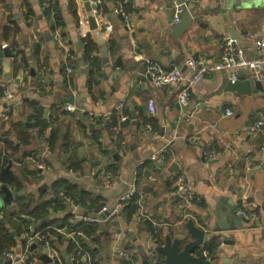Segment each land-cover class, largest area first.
<instances>
[{
  "label": "crops",
  "instance_id": "1",
  "mask_svg": "<svg viewBox=\"0 0 264 264\" xmlns=\"http://www.w3.org/2000/svg\"><path fill=\"white\" fill-rule=\"evenodd\" d=\"M88 1L95 6L91 11L84 0H0V89L13 95L9 101L0 97V165L12 170L19 185L0 184L1 200V187L13 195L8 205H0L1 216L16 220L21 200L31 209L51 203L41 224L54 232L42 238L40 221L27 217L31 225L15 237L11 264H25L29 255L33 264H126L117 254L125 249L135 254L130 264H147V252L167 241H192L186 230L190 221L205 231L202 251L210 254L207 240L217 242L211 264H264V126L244 131L264 122V77L263 90L253 92L251 81L248 94L230 89L224 72H206L186 88L189 103L181 107L177 96L183 86L156 89L145 73L147 61L166 57L180 58L186 74L192 60L213 65L228 38L245 56L255 57V43L264 37V0H126L127 20L115 11L118 0ZM186 10L191 24L177 33ZM91 59L99 62L92 72ZM119 103H124L121 111ZM225 109L233 115L226 116ZM113 116L116 126L109 128ZM17 125L25 127L23 133ZM210 150L218 152L213 159L206 154ZM111 169L117 182L110 187L105 178ZM178 177L193 195L188 203L171 194ZM129 189L137 196L130 220L121 200ZM54 190L74 196L78 190L90 198H67L63 209H54ZM116 205L114 215L101 212ZM232 205L257 219L234 231H215L214 213ZM65 220L93 223L95 235L82 237ZM76 236L91 253L86 260L69 251ZM41 240L38 249L35 242Z\"/></svg>",
  "mask_w": 264,
  "mask_h": 264
},
{
  "label": "built area",
  "instance_id": "2",
  "mask_svg": "<svg viewBox=\"0 0 264 264\" xmlns=\"http://www.w3.org/2000/svg\"><path fill=\"white\" fill-rule=\"evenodd\" d=\"M126 0H118L117 7L115 9L116 13L122 16L124 19H128V14L124 11V4ZM175 21H179V17L175 18ZM107 32H111V26L106 27ZM233 39L228 38L225 41V52L222 54L220 59L215 62L213 65H206L205 61L202 59L192 60L187 63L186 67L188 70V74L184 72L182 68H174L171 71H166L158 62L156 61H147L145 66V73L148 76L152 86L156 89H160L168 86H183V89L178 93V103L181 107H186L189 103L187 89L188 87H192L198 84L204 74L206 72H224L227 76L229 82L234 83L237 81L239 77H242L243 73H246V78H254L255 80L260 79L261 76L264 77V37L256 41L255 46L257 50V55L255 57L245 56L241 49H238L233 46ZM5 45H2L4 48ZM72 58V57H70ZM71 70L68 69V72ZM245 77V76H243ZM13 95L9 92H4L3 99L9 101L12 100ZM124 108V103H119L116 106V110L121 111ZM67 110H71V107L68 106ZM148 110L153 113L154 112V101H148ZM224 114L226 116H232L233 112L230 109H225ZM122 120L125 117H121ZM264 126V122L262 120H257L253 123L245 126L244 131L248 134L259 131ZM262 153H264V148L262 149ZM209 159H213L218 155V152L215 150H210L207 153ZM246 160L248 158L246 157ZM40 167H45L44 164L40 165ZM105 182L108 186L116 185V179L107 174L105 178ZM171 194L173 196H180L184 202L192 201L193 195L185 191V185L182 177H178L172 183ZM134 196V189H129L122 197V201H126L129 198ZM109 215H114L119 211V205L114 207H110ZM109 208L103 206L101 208V212L108 211ZM237 214L245 219H249L252 222H255L257 216L254 213L246 214L242 210H238ZM89 222H93L94 218H87ZM221 245H223L221 243ZM204 259L209 261L210 263L213 260V257L207 253L206 251L201 252ZM117 254L119 258L127 263H132L133 256H135L134 252L131 250H118ZM158 253L156 251L150 250L147 252V258L150 264H159L158 261ZM7 259L13 261L14 257L12 253H7L5 256ZM83 259H88L87 253H84L82 256Z\"/></svg>",
  "mask_w": 264,
  "mask_h": 264
},
{
  "label": "trees",
  "instance_id": "3",
  "mask_svg": "<svg viewBox=\"0 0 264 264\" xmlns=\"http://www.w3.org/2000/svg\"><path fill=\"white\" fill-rule=\"evenodd\" d=\"M11 28L6 27L4 32L5 34L10 31ZM90 51V45L86 46L85 52ZM2 52V49L0 47V54ZM96 64H99V62L96 59H91V72L93 68L95 67ZM3 96V90L0 89V97ZM33 110L35 111L36 114L40 113V109L38 106L34 103L31 104ZM36 117V115H35ZM111 123H109V128L114 127L116 125V117L113 116L111 118ZM23 130H25V127H22V125H17ZM55 140V135H51V138L49 140V143L52 144ZM24 142V141H23ZM71 167V166H70ZM77 166H75V169ZM115 170L111 169L109 172V175L113 178H115ZM116 179V178H115ZM0 184L6 185V186H19L18 185V179L16 178L15 174L12 172V170L7 169L5 167V163L0 165ZM71 188V187H70ZM74 189V188H71ZM54 190V193L56 194V199L54 200V209H63L65 200L67 198L73 199L74 201H78V199L82 202L85 201L86 198H90V195L88 193H84L82 191L74 190L76 193V196L72 194V192L68 191H63V190ZM72 191V190H71ZM59 194V195H58ZM126 205L122 209V214L128 219H132L133 216L135 215L136 209H137V196H133L129 198L128 200L125 201ZM30 202H23L21 200V203H18L19 209H18V214H16V220H13L11 218L5 219L4 216H1L2 214V208L0 207V259H7L5 256L7 253H10L11 248L16 244L15 237L20 236L21 232L22 233H28V227L31 225V221L27 219V217H30L32 219V222L35 221H40V224L43 220L47 221V216H48V208L51 207V203L43 202L39 203L36 206L30 208L29 206ZM84 204V203H83ZM99 208V207H98ZM99 210V209H98ZM22 216L24 218H22ZM8 222L9 227L12 229L10 230L9 227L5 226L4 222ZM65 225L68 227L69 230H80L84 235H86L87 238H91L92 236L95 235L96 232V226L93 223H88V222H82L80 221L78 224H73L70 223L68 220H65ZM47 224H41L38 228L37 231L41 232V237H45L47 232H50V234H54L53 230L51 229H46ZM15 232V234H13ZM16 235V236H15ZM82 237L81 236H76L75 241L72 242L69 246V251L73 252V254H76L78 259H82V256L84 253H87V255L91 254L90 251L85 247V245L82 242ZM213 240L209 239L204 243V247L207 248L210 252V255L214 253V249L216 246L217 242H214ZM81 243V244H80ZM219 243V241H218ZM44 241L41 240L40 242H35V245L37 246L38 249H41L43 246ZM129 250V249H125ZM158 255V261L159 264L162 263V256L160 254ZM34 256L29 255L27 261L25 264H33V258ZM127 264V263H126ZM130 264V263H128Z\"/></svg>",
  "mask_w": 264,
  "mask_h": 264
},
{
  "label": "water",
  "instance_id": "4",
  "mask_svg": "<svg viewBox=\"0 0 264 264\" xmlns=\"http://www.w3.org/2000/svg\"><path fill=\"white\" fill-rule=\"evenodd\" d=\"M85 6L88 11L95 8L91 5L88 0H84ZM191 24V15L186 10L182 13L181 21L177 24L176 32L181 33L187 29ZM90 29H96L95 20L93 17H89ZM230 34L233 36V32ZM5 55L10 56L5 49ZM102 56L107 57L106 48H103ZM106 60V59H105ZM108 61H105L107 64ZM158 62L166 71H171L174 68H179L180 58L171 59L170 57L161 58ZM121 64V58L117 57L115 60V66L119 67ZM251 81L254 82L253 92L258 90L262 91L261 82L255 80L254 78L247 79L246 77H239L234 83L229 82L228 78L224 80V83L229 86L230 89L244 90L246 93H251ZM4 196L2 200L0 199V205L2 203L9 204L13 199V195L6 187H1ZM111 208L103 213L104 216H108ZM216 216L217 227L215 231L217 232H227L234 231L241 226L242 222L248 221L247 219L239 216L236 211H234V206H229L224 212H221L220 208L214 213ZM187 233L192 237V241L186 242L182 237H177L174 241H167L163 246L156 247V252L164 257L161 264H211L209 261L205 260L202 255V250L200 249L204 242L205 231L197 227L193 222H188L186 224ZM232 241L227 240L225 244L231 243ZM0 264H2L0 262ZM3 264H11V261H6ZM150 264V263H147Z\"/></svg>",
  "mask_w": 264,
  "mask_h": 264
},
{
  "label": "rangeland",
  "instance_id": "5",
  "mask_svg": "<svg viewBox=\"0 0 264 264\" xmlns=\"http://www.w3.org/2000/svg\"><path fill=\"white\" fill-rule=\"evenodd\" d=\"M82 237H86V235H83ZM88 257H89V255H88Z\"/></svg>",
  "mask_w": 264,
  "mask_h": 264
}]
</instances>
